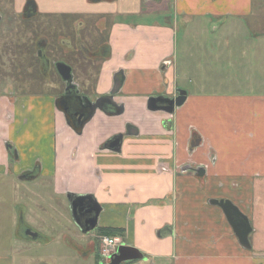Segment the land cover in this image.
<instances>
[{"label": "crops", "instance_id": "0c3cea01", "mask_svg": "<svg viewBox=\"0 0 264 264\" xmlns=\"http://www.w3.org/2000/svg\"><path fill=\"white\" fill-rule=\"evenodd\" d=\"M94 2L114 7L84 14L99 18L108 56L72 65L96 69L84 82L78 75L87 86L79 96L91 103L107 96L121 74L114 101L123 114L97 111L78 125L67 121L57 96L0 99V264H16L15 244L46 241L36 214L47 201L59 211L60 229L45 234L56 232L71 250V237H86L75 224L77 234L69 233V196L91 197L101 207L87 238L118 239L147 262L264 264V93L212 88L218 76L233 75L234 52L242 62L248 53L250 30L243 24L254 0H167L164 8L159 0ZM180 92L187 100L174 115L148 110L149 99ZM237 101L250 106L244 114L257 112V125L244 122L245 115L218 121ZM119 136L118 151L109 144ZM211 200H229L249 218L250 249Z\"/></svg>", "mask_w": 264, "mask_h": 264}, {"label": "rangeland", "instance_id": "374dc122", "mask_svg": "<svg viewBox=\"0 0 264 264\" xmlns=\"http://www.w3.org/2000/svg\"><path fill=\"white\" fill-rule=\"evenodd\" d=\"M32 1L38 5V14L34 19L26 20L23 24L21 14L26 11L27 0H0V14L3 17L2 24L0 23V99L8 98L10 102H14L17 98L41 94H51L60 98L66 89V83L61 79L54 65L52 69L44 67L36 56L38 50L36 45L42 40L50 44L49 50L46 52L51 55L53 62L64 60L73 69V82L78 92L82 94V90L86 89L87 86L77 83L78 75V79L84 82V76L94 75L96 69L90 72L86 68L84 71L82 67L78 69L72 66L82 64L87 57L81 53L79 44L88 46L92 52H96L98 48L102 47L100 45L102 34L99 18L84 16V14L97 10H114V7L108 5L105 9L104 6L97 4L94 0ZM173 2L174 0H172ZM254 2V14L247 23L244 22L243 24L250 30L248 53L245 54V59L242 62L239 57L241 53L239 51L234 52V55L237 56L234 58L235 66L232 70L234 77L233 75L221 78L218 76V80L212 82V88L215 85L217 89H236L238 92L248 94V96L264 93V0H254ZM159 3L161 8L167 7V0H159ZM162 18L164 23L170 21L166 15ZM181 20L186 23L189 22L182 17ZM224 42H227L226 39ZM63 45L65 46L62 48ZM232 78L231 83H223L222 79L230 81ZM205 84H207L205 81L201 82L204 89L206 88ZM89 92L92 93V90ZM86 96L88 97L90 94L87 93ZM3 100L5 101V99ZM248 107L246 103L237 101L232 104V109L227 116L218 115L217 119L218 121L231 122L245 115L244 122L257 125L259 122L255 116L257 112L251 111L249 115L244 114ZM240 108L242 109L240 110ZM235 139L238 138L235 137ZM28 199L30 203L35 202L36 205H39V202L34 198L31 201V197ZM26 200L27 198H25V202ZM32 205V210H34L36 207L34 204ZM42 205L45 211L37 212L36 215L42 218L39 220L38 226L45 231L46 241L15 244L16 250L20 248V256L17 258L16 264H94L93 259L87 260L85 256L79 255V248L76 245L79 243L77 237H71V244L75 246L74 250H71L56 232L52 235L45 234L47 233L46 230H50L51 227L55 228L53 231L59 232L60 220L58 218L59 211H55L56 207L54 210L49 209L48 201ZM26 220L31 221L30 218ZM24 225L28 226L26 223ZM34 225L32 228L36 229L37 226ZM66 225L69 233L72 231L77 234L73 220L72 223H66ZM104 261L105 259L100 258L96 264ZM136 264L156 263L145 261Z\"/></svg>", "mask_w": 264, "mask_h": 264}, {"label": "water", "instance_id": "95a60500", "mask_svg": "<svg viewBox=\"0 0 264 264\" xmlns=\"http://www.w3.org/2000/svg\"><path fill=\"white\" fill-rule=\"evenodd\" d=\"M56 69L59 76L65 83L70 84L71 82H73L71 67L65 64H57ZM119 75H117L115 78V85L113 90L107 96L98 98L92 103H88L90 116L91 114H95L97 111H102L107 114L108 112L117 115L123 114V106L118 105L114 101L115 96L119 93L122 87V81L119 78ZM186 100L187 96L185 92H180L178 97L172 100L151 98L148 101L147 107L151 112L164 111L168 114H173L175 109L181 108L185 104ZM162 104L166 106H163ZM77 115L78 114H76V116ZM82 118L83 115H80L78 117V120L81 121ZM130 133L136 134L137 132L135 129H130ZM121 145L122 137H117L109 144V147L119 151L121 149ZM68 198L72 220L74 224L79 228L80 232L84 235L94 232L98 225L101 207L91 197L69 196ZM210 203L214 206L219 207L223 211L227 222L231 226L239 243L244 248L250 249L251 244L249 237L253 231V228L250 224L249 218L244 215L239 210V208L229 200H211ZM27 235L34 239L37 238V234H34L32 232H27ZM135 260H145L143 254L140 251L126 245H122L118 248L115 260L116 264H122L123 262Z\"/></svg>", "mask_w": 264, "mask_h": 264}, {"label": "flooded vegetation", "instance_id": "af4514ba", "mask_svg": "<svg viewBox=\"0 0 264 264\" xmlns=\"http://www.w3.org/2000/svg\"><path fill=\"white\" fill-rule=\"evenodd\" d=\"M38 10H39L38 5L34 1L27 0L26 11H24L21 14L22 23L25 24L26 20L34 19L38 14ZM2 18L3 17L0 14V23L1 24H2ZM49 45L50 44L48 42L46 43L43 40L39 41L37 43L36 47L38 48V50H37L36 56H37V59L40 61V63H42L44 65V67L51 68V69L53 68V65H54V68H56L57 64H65L68 66V63L64 62V60H57L55 62L52 61L51 55L47 54V52H46L47 50H49L48 49ZM64 46L65 45H63L62 48ZM79 48H80L81 53L84 54L85 56H90V55H92V56L107 55L108 56V51L104 46L98 48V50L96 52H91L89 50L88 46H86L84 44H82V45L79 44ZM56 71H57V69H56ZM72 75H73V70H72ZM79 94L80 93L78 92L77 88L75 87L74 82H71L70 84L66 83V89L64 90L61 97L59 98L58 103H59L60 108L63 110V113L66 116V119L70 123L82 125V124H85L89 120L90 112H89V106H88L89 102L87 100H84L85 96H83V95L79 96ZM163 106H166V105H163ZM111 110H113V109H111ZM76 114H78V115L76 116ZM174 114H175V111L173 114H170V115H174ZM80 115H83V118L81 121L78 120V117ZM119 137H122V136H119ZM33 176H34L33 173H31V174H26L24 177H26L27 179H30ZM96 230H97V228H96ZM27 232H31V231L28 230ZM92 233L93 232H91L90 234L84 235L86 237L80 238L79 243H77V244L75 243L77 245V247L79 248V251H78L79 255L82 257L85 256L87 258V260L93 259L94 264H96L100 258L105 259V261L101 262L100 264H116L115 260H116V254L118 252V249H117V251L111 253L110 255L103 254V252L101 250L102 249V242H101L100 238L99 237H90V238L88 237L87 238V236L91 235ZM80 242H81V244H80ZM122 245H125V244H122ZM73 247H75V246H73ZM81 249H83V250H81ZM145 261H147V260L145 259V260L127 261V262H123L122 264H136L137 262H145Z\"/></svg>", "mask_w": 264, "mask_h": 264}, {"label": "built area", "instance_id": "2783aa9c", "mask_svg": "<svg viewBox=\"0 0 264 264\" xmlns=\"http://www.w3.org/2000/svg\"><path fill=\"white\" fill-rule=\"evenodd\" d=\"M102 252L105 255H110L111 253L117 251V249L123 244L122 241L115 239V238H109V237H102Z\"/></svg>", "mask_w": 264, "mask_h": 264}, {"label": "trees", "instance_id": "16d2710c", "mask_svg": "<svg viewBox=\"0 0 264 264\" xmlns=\"http://www.w3.org/2000/svg\"><path fill=\"white\" fill-rule=\"evenodd\" d=\"M79 131H81V128L79 129Z\"/></svg>", "mask_w": 264, "mask_h": 264}]
</instances>
